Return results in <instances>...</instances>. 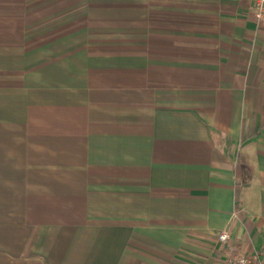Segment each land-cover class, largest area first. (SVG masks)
Wrapping results in <instances>:
<instances>
[{"label":"crops","instance_id":"crops-1","mask_svg":"<svg viewBox=\"0 0 264 264\" xmlns=\"http://www.w3.org/2000/svg\"><path fill=\"white\" fill-rule=\"evenodd\" d=\"M255 0H0V264H222L264 244Z\"/></svg>","mask_w":264,"mask_h":264},{"label":"built area","instance_id":"built-area-1","mask_svg":"<svg viewBox=\"0 0 264 264\" xmlns=\"http://www.w3.org/2000/svg\"><path fill=\"white\" fill-rule=\"evenodd\" d=\"M255 14L259 22L264 24V0H255ZM219 242L223 246L222 264H264V244L262 247L252 248L242 252L235 247L229 229H224L218 236Z\"/></svg>","mask_w":264,"mask_h":264}]
</instances>
